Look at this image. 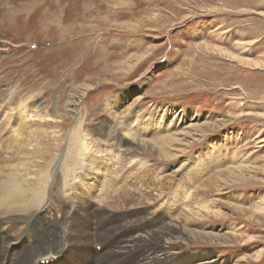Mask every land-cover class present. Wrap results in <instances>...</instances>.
Masks as SVG:
<instances>
[{
  "label": "rangeland",
  "instance_id": "obj_1",
  "mask_svg": "<svg viewBox=\"0 0 264 264\" xmlns=\"http://www.w3.org/2000/svg\"><path fill=\"white\" fill-rule=\"evenodd\" d=\"M22 111L34 118L14 132ZM43 129L52 135L42 139L48 181L55 171L61 182L63 163L73 178L98 158V182L105 172L142 192L134 221L165 199L152 216L165 213L160 226L130 232L154 234V253L168 248L157 264H264V0H0L2 155L25 140L36 149L30 137ZM174 191L186 200L169 213ZM139 195L102 210L100 229H124ZM54 197L63 201L50 187ZM68 201L58 209L67 225L76 206ZM165 224L172 236L157 232Z\"/></svg>",
  "mask_w": 264,
  "mask_h": 264
},
{
  "label": "bare ground",
  "instance_id": "obj_2",
  "mask_svg": "<svg viewBox=\"0 0 264 264\" xmlns=\"http://www.w3.org/2000/svg\"><path fill=\"white\" fill-rule=\"evenodd\" d=\"M116 100L117 99H115V101ZM32 115L33 114L31 113L26 114L25 111H22L14 132L26 129L27 124H25V121L26 119L28 120L29 117L34 118ZM137 121L138 120H136V122ZM132 124L133 123L131 122L129 126L127 125V128L130 129ZM158 124L162 125L161 122ZM44 130L45 129L39 130L30 137L31 141L36 142V149L33 147L34 149L30 150L32 143L29 140H25V142L19 146L17 145L19 149H22L15 152L9 150L10 152L2 155L3 151L0 149V162L4 163V165H0V264H157L156 256L166 254L168 248L159 250L158 252L161 254L154 253L155 250H148V243L157 241L154 234H148V238L143 237L142 235L135 236L134 234H137L145 227L156 226L157 228L160 226L165 213L162 212V214H160L161 216L158 221L155 219L156 217L152 216H156L157 211L159 212L165 209V199L158 208H156L157 211L151 214L152 216L150 218L142 215V217L140 216L141 218L139 217L140 222L137 220L134 221L136 217L135 214L140 212L141 208L144 207L143 205H145V201L142 200V192L137 188L125 192L122 188H118L114 185L115 179L108 180L105 172L104 177L98 182L97 177L94 176V172L96 171L95 167L96 169L98 168L100 172V161L97 162L98 158L91 159L90 157L85 158L82 161L83 157L80 154L78 155H80V158L82 157L79 161H82L80 166L84 169L83 176L76 175L72 178L69 168L70 164L63 163L60 167V170H62L61 182L56 183L58 177L57 174H54L55 171L49 172L51 174L50 181H48V170L45 168L46 163L43 164V162L47 160L49 150L43 149L46 145V143H44L46 140L43 141L42 139H48L50 136H48L50 128L48 131L47 129L46 131ZM51 130H53V128ZM133 131L135 132L134 129L130 132L134 133ZM51 133L54 134V131H51ZM55 133L58 135V131H55ZM131 137L129 140L132 141L133 138ZM13 138L14 137H12V139ZM41 141H43V143H41ZM47 143L49 142L47 141ZM79 152L83 153L80 150ZM158 153L161 156H165V150L163 148L160 149ZM100 157H104L102 158V161L110 159V157L106 156ZM10 161L14 162L10 163ZM6 162H9L10 164ZM40 164L43 166H39ZM57 165L59 164H56V166ZM43 167L46 171H42ZM143 167L144 166L138 170L134 169L135 167L132 168V170L134 169L135 175L140 177V182H143L144 178ZM82 168H80V170ZM98 170L96 171L97 173ZM189 172L190 171H187V173ZM85 177L90 178V180L87 181ZM78 178H80L81 184L86 187V191L79 186L80 182L76 181ZM125 180L126 179H124V181ZM53 181L55 184L51 186ZM50 187H52V189L58 188L63 201L56 199L55 197L49 198ZM109 188L112 189L109 190ZM178 192L182 191H177V193ZM86 193L91 195V200H88L84 196ZM137 193L141 195H139L136 202H133L134 204L131 205L130 208H127L131 209L133 212L129 211V213L131 212L132 214L127 216L129 218L124 224L126 227L124 226V229L117 231V234L102 231L103 229H100L101 225L95 222L97 221V218L105 222L100 216L98 217L99 213H102V210H108V208V211H112L115 209L114 206L116 203L118 204L126 200H131V196H134ZM177 193L174 191L172 197H169L168 199L167 207L169 213L175 210V204L180 200V197L183 198V201L186 200L184 194L178 193L176 196L175 194ZM112 194H115V197L112 198L111 203L109 204L108 200ZM68 200L74 201L73 203L76 204L70 214L71 222H68L69 225L66 224L67 217H64L65 215L61 218L58 217V214L60 213L58 211V209H60V204L63 202L68 203ZM92 200L97 203H93ZM82 205L86 209H82ZM184 205H186V203ZM90 207L93 211L96 210V212L92 214L88 213ZM52 208L53 211H51ZM117 209H122V212H124L123 210H126L124 207H117ZM79 210L82 213H78L77 215L76 213ZM33 214L35 215L32 220L24 226V218H30ZM6 221H18V225L15 227V223L9 225ZM132 229H135L134 234H130ZM168 229L169 228H167V225L165 224L160 227L157 232L163 237L172 236ZM161 236L158 238H161ZM101 240L108 241L102 242ZM93 244H95V247L99 245L101 246L100 252H96L95 247L94 251L91 249ZM154 247H158L156 242L154 243ZM141 248L144 249L145 252L143 259H141V255L138 253ZM106 253H109L110 256L107 257ZM153 253L154 258L150 255ZM163 260H165V258H163ZM186 260H188V264L191 261L190 259Z\"/></svg>",
  "mask_w": 264,
  "mask_h": 264
}]
</instances>
